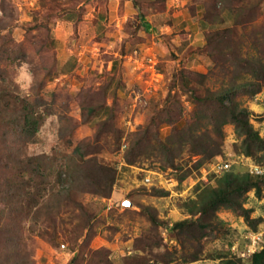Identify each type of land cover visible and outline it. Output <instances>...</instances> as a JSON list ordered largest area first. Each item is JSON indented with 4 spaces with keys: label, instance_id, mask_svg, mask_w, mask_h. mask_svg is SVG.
<instances>
[{
    "label": "rangeland",
    "instance_id": "1",
    "mask_svg": "<svg viewBox=\"0 0 264 264\" xmlns=\"http://www.w3.org/2000/svg\"><path fill=\"white\" fill-rule=\"evenodd\" d=\"M83 2L0 0V264H253L264 149L231 114L264 140V0H188L204 42L158 58L116 56Z\"/></svg>",
    "mask_w": 264,
    "mask_h": 264
},
{
    "label": "crops",
    "instance_id": "2",
    "mask_svg": "<svg viewBox=\"0 0 264 264\" xmlns=\"http://www.w3.org/2000/svg\"><path fill=\"white\" fill-rule=\"evenodd\" d=\"M95 1L96 4H93L94 0H88V2L84 0L83 3H87L86 13L96 18L94 19L96 31L103 33L104 39L106 36L108 39L111 38L112 31L117 30L115 40L109 39L111 43L106 45L111 47L114 44L119 45L118 52L116 51L115 54L120 58L124 50L127 56L136 58L140 53V48L149 49L148 53L158 58L162 52H165V55L177 49H184L183 52H185L189 45H202L204 42L202 39L207 23L199 4L192 9V6H186L189 3L188 0ZM141 13L144 14L142 23L138 20ZM159 29H161L159 34L163 35L162 38L157 37ZM175 53L179 54V52ZM174 57L171 56L172 59ZM115 59L111 61L113 68L117 65L113 63ZM182 59L183 57H178L175 61L179 63Z\"/></svg>",
    "mask_w": 264,
    "mask_h": 264
},
{
    "label": "trees",
    "instance_id": "3",
    "mask_svg": "<svg viewBox=\"0 0 264 264\" xmlns=\"http://www.w3.org/2000/svg\"><path fill=\"white\" fill-rule=\"evenodd\" d=\"M207 17L208 16H206V18L204 20H205V22L208 23ZM252 85L253 84L251 83V86ZM233 92H235V91H232V92L225 91L224 93L222 92L218 95L217 99H219L220 101L225 100V98L230 99V97L233 95ZM231 115H232V118L239 123L238 125L243 128L244 133L247 134V138L250 140V142L248 143L250 146H249V149L247 150V152L253 153L254 151L251 150V147H253V146H255V147L257 146V148H259L260 150L264 149V140L256 138V132L253 130L252 126L249 123L247 111L246 110L237 111L234 108V109H232ZM30 123L33 124V127H34L33 130H36V125L38 124V122H37L36 117L34 115V107L33 106H28V107H25V109L24 108L20 109L19 113L17 114V116L15 118V124L18 127H21L23 129L29 128ZM76 150L78 151L79 147ZM215 153H217V151L214 150L212 153L210 152L209 154L212 155ZM19 160H20L19 162H20L21 166L24 163H28V166H32V167L35 166L37 169H40L37 166L38 157L28 156L25 158V157L21 156V158H19ZM235 179L236 178H234V175H233V181H232L233 183H236ZM242 182H243L242 183L243 186H241L242 185L241 184L238 187L234 188L233 190H239L240 191L242 189H246V188L250 187L251 185L253 186L252 182L248 181L247 179H245ZM230 192H232V191H230ZM229 194H231V193H229ZM227 195H228L227 192H225L224 194H222V193L218 194V196L216 197L215 205L219 204V203H222V204L228 203L229 205L234 204L232 201L230 202L229 198H227ZM183 222L185 223V221H181L178 224H184ZM253 264H264V248L262 249V251L254 253Z\"/></svg>",
    "mask_w": 264,
    "mask_h": 264
},
{
    "label": "built area",
    "instance_id": "4",
    "mask_svg": "<svg viewBox=\"0 0 264 264\" xmlns=\"http://www.w3.org/2000/svg\"><path fill=\"white\" fill-rule=\"evenodd\" d=\"M231 166H232V162H230V161H224L223 163L220 164V166H219V170H220V171L228 170V169H230ZM254 168H255L254 171H255L256 173H261V172H263V169H262L260 166H255Z\"/></svg>",
    "mask_w": 264,
    "mask_h": 264
}]
</instances>
